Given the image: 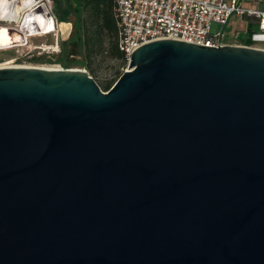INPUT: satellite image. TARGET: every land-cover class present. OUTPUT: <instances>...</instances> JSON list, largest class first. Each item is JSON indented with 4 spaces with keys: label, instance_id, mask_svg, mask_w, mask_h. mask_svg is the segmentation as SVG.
I'll use <instances>...</instances> for the list:
<instances>
[{
    "label": "water",
    "instance_id": "1",
    "mask_svg": "<svg viewBox=\"0 0 264 264\" xmlns=\"http://www.w3.org/2000/svg\"><path fill=\"white\" fill-rule=\"evenodd\" d=\"M0 264H264V50L1 68Z\"/></svg>",
    "mask_w": 264,
    "mask_h": 264
},
{
    "label": "built area",
    "instance_id": "2",
    "mask_svg": "<svg viewBox=\"0 0 264 264\" xmlns=\"http://www.w3.org/2000/svg\"><path fill=\"white\" fill-rule=\"evenodd\" d=\"M117 28V46L126 66L140 46L157 40H174L203 47L226 45L264 50V6L258 10L244 8L242 0H112ZM55 23V16L48 12ZM232 16L252 17L257 30L242 40L225 28ZM219 30L211 31V25ZM70 29L63 36L67 37ZM229 38L230 41H227ZM58 69H62L59 65ZM84 71V70H83Z\"/></svg>",
    "mask_w": 264,
    "mask_h": 264
},
{
    "label": "rangeland",
    "instance_id": "3",
    "mask_svg": "<svg viewBox=\"0 0 264 264\" xmlns=\"http://www.w3.org/2000/svg\"><path fill=\"white\" fill-rule=\"evenodd\" d=\"M38 1V0H37ZM40 4L48 6V12L55 16L57 23L55 32L43 37L29 40L31 46L25 48H10L0 50V67L2 66H27L42 69H51L60 66L62 69L84 70L91 78L93 77L100 90L106 83L112 85L127 69L125 62L111 58L107 54L111 38L103 34L101 36L102 47L97 45L88 56L81 46L82 37L94 35V17L91 13L80 6L81 0H41ZM79 9V12L76 11ZM1 26L14 27V24L0 22ZM12 25V26H11ZM80 25V28H78ZM219 25L212 24L211 31L219 30ZM70 29L68 36L61 38ZM225 31L227 29L225 28ZM256 31V29H253ZM249 33H244L240 39H244ZM245 40L244 42H246ZM79 43V55H69L73 44ZM34 58H37L34 61Z\"/></svg>",
    "mask_w": 264,
    "mask_h": 264
},
{
    "label": "bare ground",
    "instance_id": "4",
    "mask_svg": "<svg viewBox=\"0 0 264 264\" xmlns=\"http://www.w3.org/2000/svg\"><path fill=\"white\" fill-rule=\"evenodd\" d=\"M28 2L37 5L36 0H28ZM47 7L46 4H40V11L35 10L36 6L30 11L17 8L14 11H9L5 18H0V22L14 24V27L0 25V50L29 48L31 46L30 39L55 32L56 23L51 16H48ZM8 67H14V65L2 66L0 69ZM46 70L60 69L55 67Z\"/></svg>",
    "mask_w": 264,
    "mask_h": 264
},
{
    "label": "trees",
    "instance_id": "5",
    "mask_svg": "<svg viewBox=\"0 0 264 264\" xmlns=\"http://www.w3.org/2000/svg\"><path fill=\"white\" fill-rule=\"evenodd\" d=\"M80 6L82 9H85L91 13V15L94 17V26L95 30L94 35L90 36H83L81 46L84 48V51L87 52L88 56L93 52L94 47H98V49H101L102 42H101V36L103 34L108 35L111 38V43L109 44V48L107 50V54L114 59L122 60L123 55L119 51L117 46V28L116 23L113 18V2L112 0H81ZM76 11L79 12V9H76ZM80 28V25L79 27ZM249 42L246 41L245 45H248ZM79 48V43L73 44V48L70 50L69 55L71 56H77L79 55V51L77 50ZM37 58H34V61H36ZM94 80V78L92 77ZM95 81V80H94ZM112 86V82L106 83L103 86V91L107 92L110 87ZM99 87V86H98Z\"/></svg>",
    "mask_w": 264,
    "mask_h": 264
},
{
    "label": "crops",
    "instance_id": "6",
    "mask_svg": "<svg viewBox=\"0 0 264 264\" xmlns=\"http://www.w3.org/2000/svg\"><path fill=\"white\" fill-rule=\"evenodd\" d=\"M242 6L244 8H255L260 10L264 6V0H242ZM226 29L228 33H237L240 38L244 33L254 32L253 29L257 30V21L252 17L232 16ZM227 41H230L229 38ZM242 41L244 42L245 40Z\"/></svg>",
    "mask_w": 264,
    "mask_h": 264
},
{
    "label": "clouds",
    "instance_id": "7",
    "mask_svg": "<svg viewBox=\"0 0 264 264\" xmlns=\"http://www.w3.org/2000/svg\"><path fill=\"white\" fill-rule=\"evenodd\" d=\"M35 4H30L28 0H0V18H5L9 11H14L17 8L31 10Z\"/></svg>",
    "mask_w": 264,
    "mask_h": 264
}]
</instances>
